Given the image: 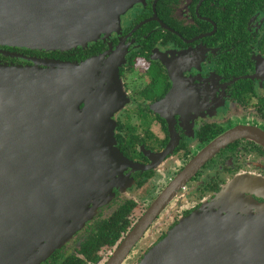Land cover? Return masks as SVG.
Instances as JSON below:
<instances>
[{
  "label": "flooded vegetation",
  "instance_id": "1",
  "mask_svg": "<svg viewBox=\"0 0 264 264\" xmlns=\"http://www.w3.org/2000/svg\"><path fill=\"white\" fill-rule=\"evenodd\" d=\"M67 51L71 61L118 60L125 102L112 115L115 146L132 164L115 174L94 216L40 264L70 256L107 264L144 222L119 263L138 264L230 184L231 198L264 210V0H134L115 30ZM235 130L243 131L192 166Z\"/></svg>",
  "mask_w": 264,
  "mask_h": 264
},
{
  "label": "water",
  "instance_id": "2",
  "mask_svg": "<svg viewBox=\"0 0 264 264\" xmlns=\"http://www.w3.org/2000/svg\"><path fill=\"white\" fill-rule=\"evenodd\" d=\"M133 2L0 0V45L87 46L115 30ZM0 53L30 61L0 60V264H40L94 216L115 174L132 164L115 146L112 115L125 102L119 64L104 55L77 62ZM242 131L219 137L192 166ZM230 185L138 264H264V210L231 198ZM143 223L107 264L122 261Z\"/></svg>",
  "mask_w": 264,
  "mask_h": 264
},
{
  "label": "trees",
  "instance_id": "3",
  "mask_svg": "<svg viewBox=\"0 0 264 264\" xmlns=\"http://www.w3.org/2000/svg\"><path fill=\"white\" fill-rule=\"evenodd\" d=\"M9 48L15 49L17 51L26 52V53H32V54L34 53V54L42 55V56L49 57V58L54 57V58H58V59L69 60V57H70L69 52L67 50H65V51H60V50L44 51V50H34V49L20 48V47H9ZM22 62H24V61L20 60L19 63H22ZM113 234L114 233L112 232L111 233V239L114 238ZM96 235H93V236H96ZM93 236L91 237L92 241L96 240V237H93ZM88 258L90 260L96 259L93 257H88ZM62 264H88V263L86 261H84L83 259H79V258H75V257L70 256Z\"/></svg>",
  "mask_w": 264,
  "mask_h": 264
},
{
  "label": "rangeland",
  "instance_id": "4",
  "mask_svg": "<svg viewBox=\"0 0 264 264\" xmlns=\"http://www.w3.org/2000/svg\"><path fill=\"white\" fill-rule=\"evenodd\" d=\"M89 220H90V219H89ZM64 244H65V243H64ZM68 246H70V245H69V244H67V245H66V247H68ZM42 260H44V259H42Z\"/></svg>",
  "mask_w": 264,
  "mask_h": 264
}]
</instances>
